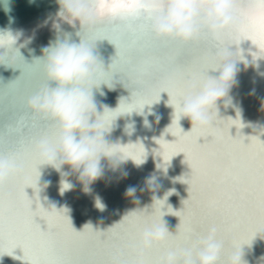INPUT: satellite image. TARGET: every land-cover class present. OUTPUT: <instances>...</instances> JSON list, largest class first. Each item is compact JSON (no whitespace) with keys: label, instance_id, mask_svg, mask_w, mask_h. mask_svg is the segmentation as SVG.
Segmentation results:
<instances>
[{"label":"snow or ice","instance_id":"1","mask_svg":"<svg viewBox=\"0 0 264 264\" xmlns=\"http://www.w3.org/2000/svg\"><path fill=\"white\" fill-rule=\"evenodd\" d=\"M98 14L100 31L92 42L107 39L115 45L113 71L122 74L132 93L130 102L121 99L116 110L105 112L104 124L109 130L117 117L143 111L146 105L158 102L161 93L168 94L169 104L178 106L186 83L206 77L215 68L214 49L250 40L264 56V0H246L234 10L240 27L210 34L212 39L203 30L188 49L143 42L141 34L150 13L140 9L135 0H103ZM114 32L119 42L113 39ZM225 36L228 39L221 40ZM14 44L11 37L6 40L0 35V49L8 51ZM211 118L215 125L209 129L184 132L177 116L166 131L176 140L168 142L163 136L156 140L165 164L183 153L191 169L182 181L189 186L183 207L174 211L168 206L165 211V201H159L151 212L130 211L106 231L93 227L77 231L66 212L49 216L39 203L33 185L39 179L41 164L28 150L27 140L39 135L51 142L55 136L53 123L36 121L25 127L27 136L9 135L0 143V157L17 159L25 175L0 185V256L13 255L19 248L23 255L14 258L27 264H160L159 249H149L138 257L134 249L139 245L134 238L144 228L161 224L166 214L179 217L176 232L167 238L169 247L190 249L210 228L215 230L221 248L240 250L250 244L255 232L264 230V141L240 134L244 126L235 119H223L225 128L221 121L213 119V114ZM233 127L237 129L236 136L230 133ZM217 135L223 138L220 147H214ZM202 137L204 143H200ZM117 150L137 164L145 154L139 146H118ZM28 187L34 190L32 197L25 191Z\"/></svg>","mask_w":264,"mask_h":264},{"label":"bare ground","instance_id":"2","mask_svg":"<svg viewBox=\"0 0 264 264\" xmlns=\"http://www.w3.org/2000/svg\"><path fill=\"white\" fill-rule=\"evenodd\" d=\"M245 3L246 0H242L238 6ZM56 12L55 0H0V35H4L6 40L9 37L12 38L15 44L8 50V54L16 56V62H13L12 65L8 66L7 58L5 64L0 65V143H3L9 135L27 136L25 127L40 121L33 118L27 108V101L45 83L42 62L38 60L44 46L56 39L77 44L81 42L94 43L105 67L112 65L113 59L117 55L115 45L109 40L92 42L100 31L99 25L91 33H87L78 23L73 26L57 17ZM237 27H240L239 23ZM112 36L113 39H117L115 32L112 33ZM141 39L153 46L166 43L172 49H188L192 48L194 44L185 45L171 39H154L150 30V20L146 21ZM209 39H212L210 34ZM227 39V36L221 37V40ZM117 42H119L118 39ZM226 49L237 57L238 67L242 70L238 75L239 84L231 92L233 98L231 104L228 107L221 105L218 113H213V119L221 121V125L225 128L227 125L223 124V119L228 121L235 119L236 122L244 126L239 130L240 134L264 141V135L254 136L257 135L258 126L264 125V113L259 111L260 101L264 98V56L250 40H243L239 45H229ZM220 50L214 49L213 51L216 55ZM215 55L212 57L214 66ZM245 62L249 64L247 70H243ZM207 75H218V69L215 67L209 70ZM110 80L115 83V90H109L107 87L105 81L111 83ZM105 81H101L100 88L94 90L99 104L106 105L109 110L114 111L119 107L121 99L131 101V89L125 86L126 80L122 78L121 73L114 72L112 68V73L105 77ZM253 91L254 94L250 95ZM168 101L169 96L164 92L161 93L158 102L144 107L145 114L151 108L161 117L157 124L154 116H148L149 121L152 122L151 130L144 127L143 116L138 112H132L117 117L111 124L110 130L107 129L105 133L108 141L116 144L117 147L139 146L145 149L141 163L137 164L135 160L125 158L127 162L121 165L120 171L112 172L106 167L104 179L92 185L90 194L83 193L81 185L76 182L74 177H71L75 187L65 191L63 195L60 194L59 174L52 168L41 165L39 182L43 184L44 181L50 180L51 184L46 190L38 193L40 205L46 206L48 201H52L56 202L58 207L66 208L61 209L60 212H66L73 228L77 231H82L84 226L89 223L91 225L85 226V229L93 227L99 231H106L119 223L130 211L145 209L149 212L152 211V206L156 205V202L152 204L151 193L147 190L141 192L140 188L144 187L146 177L154 175L160 185L156 195L165 201L164 210L166 211L169 206L174 211H179L183 207L184 200L189 197V186L182 181L191 173V169L185 162L183 153L172 157L165 164L162 159L163 153L160 152V146L156 143V140L162 136L168 142L176 140V137L166 133L172 123L173 112ZM250 124L257 125V129L254 130L252 126H249ZM179 125L184 132L191 131V125L187 119L179 120ZM213 125H215V121H213ZM230 133L236 136L237 129L233 127ZM56 134L55 131L51 142H54ZM43 138L39 135L28 138L27 147L33 158H37L34 145ZM208 139L210 140L211 137ZM214 141V147L223 145V138L219 135L214 137ZM204 142L202 137L200 143ZM125 171L128 173L127 178L120 179L121 172ZM129 186H137L136 196L139 199V204H134L131 199L124 197L125 189ZM170 190L174 191L167 196V199L163 200L165 194ZM25 191L29 197L34 195V190L31 187L26 188ZM97 197L105 205L103 211L96 207ZM35 207L34 202L33 208L35 209ZM162 219L167 224L169 231L174 234L179 224V217L166 214ZM37 220L42 227H45L39 217ZM141 231L135 234L134 243L137 245H139ZM257 233H264V230H257L250 244H245L240 249L246 264H264V240L260 239ZM206 236L207 232L204 233V238ZM216 241L218 242L217 238ZM151 249H159V261L167 253L180 250L169 247L167 239L162 244H153ZM183 249L188 248L184 247ZM234 251V248L227 250L222 247L217 264H227L228 257ZM22 255L21 249H14L13 255L0 256V264H27L26 261L14 258V256Z\"/></svg>","mask_w":264,"mask_h":264},{"label":"clouds","instance_id":"3","mask_svg":"<svg viewBox=\"0 0 264 264\" xmlns=\"http://www.w3.org/2000/svg\"><path fill=\"white\" fill-rule=\"evenodd\" d=\"M140 9L149 12L150 30L154 39H171L182 44L195 43L203 30L216 34L238 26L234 10L242 0H135ZM56 16L63 21L91 33L99 23V10L103 0H55ZM163 11H157V9ZM12 65L16 56H9L6 49H0V65ZM42 62L44 85L27 101V108L35 120L49 121L54 124L56 138L50 142L47 138L34 145V151L40 164L55 170L60 176V194L74 189L70 179L74 177L85 194L92 192V185L104 179L106 167L112 172L120 171L127 159L117 150V145L106 138L107 128L104 124L106 105L99 104L95 91L100 88L101 81L112 73V65L105 67L99 51L94 43H69L56 39L41 49L39 59ZM11 67V66H10ZM215 67L218 75H207L204 78L189 80L185 85L183 98L178 106H173L172 121L187 119L191 130H207L213 125V113L219 107H228L232 102V89L239 84L237 57L227 49L215 55ZM249 64L244 63L247 70ZM105 81L109 90H115L112 80ZM103 95V93H101ZM254 94V91L250 95ZM259 111L264 113V98L260 101ZM143 116V125L152 129L148 116H154L158 124L161 117L151 108ZM254 130L257 125L250 124ZM264 135V125L258 126L257 135ZM158 168H160L157 165ZM24 166L14 158L0 157V185L11 179L23 178ZM128 173L121 172L120 179L127 178ZM51 184L50 180L41 184L38 181L33 189L40 193ZM160 185L154 175L144 180L143 192L151 193L152 204L162 201L157 197ZM170 190L165 194L167 199ZM137 186L125 189L124 197L139 204L136 196ZM47 199V198H45ZM49 216H55L64 207L56 202L48 201L41 205ZM96 207L101 211L105 205L96 199ZM91 225V223L85 226ZM84 226V228H85ZM172 234L167 224L150 225L139 235V246L134 249L138 257L151 249L153 244H162ZM264 240V233H257ZM256 235V236H257ZM221 246L216 241L215 230L210 228L207 236L199 240L190 249H180L167 253L160 264H217ZM227 264H246L241 250H235L228 257Z\"/></svg>","mask_w":264,"mask_h":264}]
</instances>
